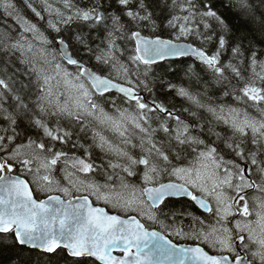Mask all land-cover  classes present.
I'll use <instances>...</instances> for the list:
<instances>
[{
  "label": "snow or ice",
  "instance_id": "1",
  "mask_svg": "<svg viewBox=\"0 0 264 264\" xmlns=\"http://www.w3.org/2000/svg\"><path fill=\"white\" fill-rule=\"evenodd\" d=\"M0 264H264V0H0Z\"/></svg>",
  "mask_w": 264,
  "mask_h": 264
},
{
  "label": "trees",
  "instance_id": "2",
  "mask_svg": "<svg viewBox=\"0 0 264 264\" xmlns=\"http://www.w3.org/2000/svg\"><path fill=\"white\" fill-rule=\"evenodd\" d=\"M192 211L200 213V210L196 207H192Z\"/></svg>",
  "mask_w": 264,
  "mask_h": 264
},
{
  "label": "flooded vegetation",
  "instance_id": "3",
  "mask_svg": "<svg viewBox=\"0 0 264 264\" xmlns=\"http://www.w3.org/2000/svg\"><path fill=\"white\" fill-rule=\"evenodd\" d=\"M201 211V210H200ZM197 214H200L198 212H196ZM180 243H185V241H179ZM188 243H191V242H188Z\"/></svg>",
  "mask_w": 264,
  "mask_h": 264
}]
</instances>
